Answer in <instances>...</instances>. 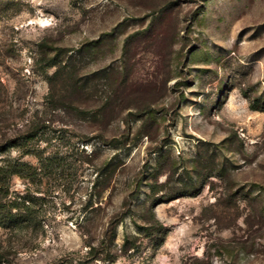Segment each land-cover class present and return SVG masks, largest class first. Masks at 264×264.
<instances>
[{"label":"rangeland","instance_id":"374dc122","mask_svg":"<svg viewBox=\"0 0 264 264\" xmlns=\"http://www.w3.org/2000/svg\"><path fill=\"white\" fill-rule=\"evenodd\" d=\"M4 163L0 264H264V0H0Z\"/></svg>","mask_w":264,"mask_h":264},{"label":"trees","instance_id":"16d2710c","mask_svg":"<svg viewBox=\"0 0 264 264\" xmlns=\"http://www.w3.org/2000/svg\"><path fill=\"white\" fill-rule=\"evenodd\" d=\"M55 106V105H54ZM81 112V111H80ZM8 146V145H7ZM8 161L7 159H4V161ZM8 164L9 163H4L2 166H0V193L5 196L8 192V189L6 187V182H7V178L14 172V171H10V169H8ZM24 166V164H20L18 163V168ZM18 168L16 167V170H18ZM2 190V192H1ZM4 208V204L0 203V209ZM12 214H5L3 216V218H6V219H11L12 218Z\"/></svg>","mask_w":264,"mask_h":264}]
</instances>
